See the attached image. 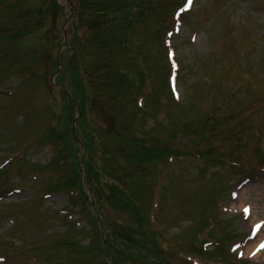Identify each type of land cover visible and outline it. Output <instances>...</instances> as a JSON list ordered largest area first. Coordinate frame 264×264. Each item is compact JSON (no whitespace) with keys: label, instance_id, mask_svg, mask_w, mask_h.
<instances>
[{"label":"rangeland","instance_id":"374dc122","mask_svg":"<svg viewBox=\"0 0 264 264\" xmlns=\"http://www.w3.org/2000/svg\"><path fill=\"white\" fill-rule=\"evenodd\" d=\"M70 1L68 23L64 0H0V165L14 157L0 186L22 189L0 195V264H189L184 254L264 264V248L249 260L264 243V0ZM168 28L179 102L166 82ZM134 135L146 147L136 150ZM67 188L78 196L40 199ZM70 199L73 219L84 208L102 234L62 217ZM203 242L217 245L201 251Z\"/></svg>","mask_w":264,"mask_h":264},{"label":"snow or ice","instance_id":"6c2138e0","mask_svg":"<svg viewBox=\"0 0 264 264\" xmlns=\"http://www.w3.org/2000/svg\"><path fill=\"white\" fill-rule=\"evenodd\" d=\"M188 4H189V6H191V0H188ZM245 211V215H246V217H247V214L249 213V209H245L244 210ZM260 225H257L256 227H255V230H260ZM262 248H264V243H261L259 246H258V248H257V251H259L260 249H262ZM253 255H255V252L253 253Z\"/></svg>","mask_w":264,"mask_h":264}]
</instances>
